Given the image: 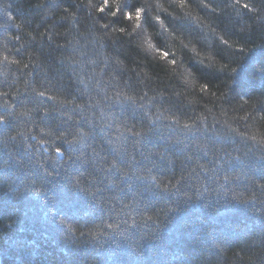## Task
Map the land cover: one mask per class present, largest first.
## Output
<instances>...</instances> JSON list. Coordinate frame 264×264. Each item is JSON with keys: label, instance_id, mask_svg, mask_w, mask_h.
I'll use <instances>...</instances> for the list:
<instances>
[{"label": "trees", "instance_id": "obj_1", "mask_svg": "<svg viewBox=\"0 0 264 264\" xmlns=\"http://www.w3.org/2000/svg\"><path fill=\"white\" fill-rule=\"evenodd\" d=\"M109 2L0 0V264H264V0Z\"/></svg>", "mask_w": 264, "mask_h": 264}, {"label": "snow or ice", "instance_id": "obj_2", "mask_svg": "<svg viewBox=\"0 0 264 264\" xmlns=\"http://www.w3.org/2000/svg\"><path fill=\"white\" fill-rule=\"evenodd\" d=\"M237 2H238V0H237ZM103 7H99V11L101 12V13H105V8H108L109 10L111 9V4H110V2H109V0H103ZM125 7H132V8H136V6L135 5H129V4H125L124 5ZM203 7H207V5H202ZM243 7L246 9V10H249V11H251L252 9L250 8V6H249V4H244L243 5ZM141 13H142V10H140L139 8H136V11H135V17H133L132 15H131V12H127V13H125V12H121V14L122 15H124V16H126L128 19H133V18H135L136 20H140L141 19ZM111 15L112 16H117V12L116 11H111ZM261 19L262 20H264V17H261ZM102 27H104V28H107L108 27V25L107 24H105V25H103ZM165 55H167V54H165ZM40 97H43L44 95H45V93L44 92H40L39 94H38ZM48 99L49 100H52V99H54L52 96H49L48 97ZM46 115H49L48 113H46ZM5 121L4 120H2V119H0V123H4ZM187 127V126H186ZM134 135H136V136H138L139 135V133H134ZM61 139H63V138H61ZM69 144H71V142H69ZM55 154L56 155H58V156H63L65 153L64 152H62L61 151V148L58 146V147H56L55 148ZM126 149H125V153H126ZM106 159V158H105ZM125 159V155H121L120 156V161L121 162H123V160ZM164 156L161 154L160 155V161H161V167H163L164 165H163V161H164ZM101 167L103 168V165H101ZM117 170V171H119L120 169H118L117 168V164L116 163H113L112 165H111V167L110 168H108L107 169V171H112V170ZM157 187H159V185L157 186ZM262 188H264V185H262L261 186ZM97 191H102L101 189H99V188H97ZM163 191H165V192H169V191H177V192H179L180 191V189L179 188H177L175 185H172V187L171 188H169L168 186H165V188L163 189ZM93 195H95V193H93ZM203 195V194H202ZM262 244H264V241H262Z\"/></svg>", "mask_w": 264, "mask_h": 264}]
</instances>
